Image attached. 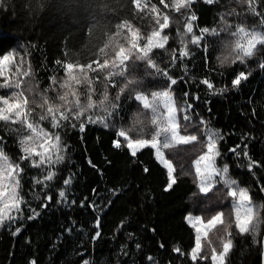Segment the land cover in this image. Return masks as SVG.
Instances as JSON below:
<instances>
[{
	"label": "trees",
	"instance_id": "trees-1",
	"mask_svg": "<svg viewBox=\"0 0 264 264\" xmlns=\"http://www.w3.org/2000/svg\"><path fill=\"white\" fill-rule=\"evenodd\" d=\"M141 2L148 6L144 12L137 10L132 0H7L0 6V39L5 45H12L10 51L16 54L17 63L20 56L25 57L22 70L30 65L32 72V77L26 79H32L41 92L49 89L51 98L55 93L49 87V78L55 76L57 82L65 78L63 68L55 61L86 64L96 59L89 49L97 51L102 47L113 37L115 25L123 21L147 36L157 27L154 14L149 12L151 6L156 5L161 14L169 16L170 27L165 30L169 42L165 49H154L152 58L169 76L177 79L178 83L172 86L177 106L184 104L186 99L192 104L194 121L203 117L209 127L224 136L217 165L228 164L229 175L241 187L248 188L253 204L264 205V192L261 191L264 186V68L260 67L264 63V46L258 45L259 51L246 58L243 64L237 61L221 66L216 59L222 52L221 41L230 39L226 33H221L220 36H205L208 41L206 54L202 46L189 43L190 55L184 58L179 55V33L184 31L185 18L192 13L198 18L193 22L197 35L203 27L219 31L224 26L222 16L233 25L232 30L241 24L246 29L264 31L260 17L240 0H214L212 4L195 0L190 9H181L180 13L171 6L172 0H165L169 4L167 9L159 0ZM252 7L264 16V0H253ZM116 43L124 41L116 37L113 44ZM172 50H176L175 64L171 60ZM3 54L6 53L0 52V57ZM104 58L101 54V62ZM239 72L251 74L234 88L232 80ZM12 73H15V67L10 75ZM87 75L96 89L93 99H99L103 74L100 80H96L97 73L90 70ZM136 75L143 79L141 91H159L168 86L166 77L145 76L142 64H138ZM203 79H208L214 88L209 89L201 83ZM218 88L227 90L216 93ZM3 91L0 90V94ZM76 91L83 100L85 85L81 83ZM108 91L111 98L117 89L109 87ZM185 92L188 93L186 98ZM197 96L198 100L195 99ZM126 97L127 93L119 102L120 116L113 118L115 127L110 125L106 129L99 123L86 124L85 131L80 132L79 121H73L76 128L65 122L61 137L68 150L64 162L55 167L57 175L47 182V189L31 182L33 176H42L41 170L26 167L21 179V194L40 215L29 220L32 213L25 208L23 220L17 218L11 226L8 221L0 226V264H30L32 260L36 264H83L85 260L89 264H192L188 254L194 247L195 232L186 222V216H211L214 214L211 210L216 209L225 210L227 217L232 211L230 200L220 203L212 193L207 197L199 193L194 183L196 178L191 174L194 169L190 167L191 161L200 154L198 143L165 150L166 157L177 167L178 176L181 162L190 173L179 176L170 191H164L168 182L166 169L155 158L154 150L145 148L132 157L123 138H120L119 149L113 147L116 131L122 126L129 127L135 114L142 111L138 102ZM180 122L184 123L182 119ZM42 123L51 130L48 121ZM193 131L195 129H188V132ZM181 134H184L183 130ZM130 135L135 137V133ZM0 136L6 141L5 153L17 161L20 155L17 135L0 122ZM236 145H240L237 148L239 157L228 151ZM245 145L247 157L243 155ZM250 161L257 162L251 170L247 167ZM26 165L25 161L21 166ZM68 177L72 178V184L65 186L63 180ZM61 189L66 192L67 203L58 196ZM37 195L39 200L35 198ZM46 195H51L52 200L47 208H43L41 204ZM73 200L75 204L71 203ZM259 216L261 222L255 242L252 234H239L234 224L229 229L233 248L226 264H262L264 208L260 209ZM97 218L101 235L93 240ZM17 227L21 231L13 235ZM176 247L181 249L183 256L173 251ZM205 251H208L207 246ZM149 256L153 258L151 261L147 259ZM196 264H211V260H198Z\"/></svg>",
	"mask_w": 264,
	"mask_h": 264
},
{
	"label": "snow or ice",
	"instance_id": "snow-or-ice-1",
	"mask_svg": "<svg viewBox=\"0 0 264 264\" xmlns=\"http://www.w3.org/2000/svg\"><path fill=\"white\" fill-rule=\"evenodd\" d=\"M7 0H0V6H3ZM135 8L140 12H144L147 4L142 5L141 0H132ZM195 0H172V7L175 12L180 13L181 9H190L191 4ZM208 4H212L214 0H204ZM241 3H247L249 10L256 16L260 17V25L264 26V16L252 7L253 0H240ZM159 3L165 9L169 4L165 0H159ZM149 12L154 14L156 28H154L147 36L140 34V30L133 28L127 21H123L115 25L116 31L113 37L108 39L102 47L97 51L92 48L89 53L96 56V59L90 60L86 64H73L55 61L56 65H60L65 73V78L57 82L55 76L50 77L49 87L55 93L54 97L48 96V90L43 92L39 90L38 85L33 84L31 66L23 69L26 63L25 57L20 56L19 62L16 61V54L10 49L12 45H5L0 39V52L6 53L0 57V90H4L0 94V122L9 129V131L17 135V143L20 155L17 161H13L4 151V136H0V226L6 221L15 222L17 218L24 219V211L27 208L32 214L28 216L29 220L35 219L40 213L31 208L28 201L22 195L21 179L25 174L26 167L32 169H40L42 176L31 178L32 184L41 185L44 189L48 188L49 181H53L57 173L55 167L65 160V153L68 150L67 144L61 137V132L65 130L66 123L71 128H76L79 121V131H85L86 124L99 123L104 128L109 126L115 127L112 123L113 118L119 117L120 99L127 93V99H134L140 105L142 111L135 114L129 127H120L116 131L117 139L113 141V147H121V139L123 138L126 148L132 157H136L137 153L145 148L154 150V156L166 169L168 182L164 191H170L177 184L179 176L189 175L185 170L183 163H179L180 173L177 175V167L173 164V160L165 155V150H169L176 145H189L198 143L200 154L191 161L190 167L194 169L191 173L195 176L194 183L197 184L199 193L216 197L220 203L230 200L231 212L226 217L225 210L212 209L214 212L205 219L202 215L186 216V222L194 229L195 243L194 247L188 254L192 264L199 261L211 260V264H226V258L233 248L232 232L229 230L233 224L239 234L250 233L255 242V235L260 224V209L264 205L253 204L252 198L247 187H241L236 179L229 175V166L226 163L217 165V158L221 157L220 142L225 138L217 130L208 126V122L200 117L198 121L192 118V104L185 103L177 106L175 98L172 94V86L178 83L177 79L168 75L167 71L162 70L155 59L152 58L154 49H165L169 42V35L165 34V30L170 27L169 16L161 14L156 5H152ZM197 16L192 13L185 18L184 31L179 33V41L181 44L179 55L181 58L190 55L188 44L191 43L198 47H203L205 54L208 51V41L206 35L220 36L226 33L230 39L222 40V52L216 59L221 66L225 64H235L239 61L243 64L246 58H251L257 51L258 45L264 46V31L256 28L246 29L243 25L229 24L224 17L223 27L218 31L216 28L209 29L203 27L199 29V35L194 32V23ZM94 31V30H93ZM122 32L124 33L122 35ZM186 39V37H189ZM116 37H121L124 43L113 44ZM143 41V43H141ZM203 42V45L201 44ZM111 46V47H110ZM110 49V52H106ZM105 57L102 62L100 55ZM171 60L175 64L177 55L176 50H172ZM138 64L144 67L145 76H163L167 78V88L159 91L145 92L140 90L143 79L137 77L136 69ZM95 65V67H93ZM12 67H15V73L10 75ZM264 68V63L260 64ZM97 73L95 79L100 80L103 74L104 84L99 94V99H93L96 95V89L92 87L93 80L87 75L88 71ZM251 73L239 72L232 80L234 88L241 84L242 80H247ZM118 78V79H117ZM181 79H183L181 77ZM83 83L85 85L86 95L81 99V95L76 88ZM209 89H213L214 85L208 80L201 81ZM119 84V87H117ZM109 87L117 89L115 95L110 98ZM59 88L60 91H56ZM226 88L215 89L216 93H223ZM185 98L188 93H184ZM199 99V97H195ZM39 109V111H37ZM83 118V119H82ZM181 119L184 121L181 124ZM44 121H48L50 129L43 126ZM189 128L195 129L188 132ZM183 130L184 134H181ZM135 133V137L130 135ZM204 139L200 140L199 137ZM236 145L228 151L234 153L236 157L240 156L237 152ZM247 146L243 155L248 156ZM173 158H175L173 156ZM27 162L25 167L21 165ZM257 162L250 161L247 165L251 170ZM144 171L147 173L148 169ZM65 186L72 184V178L68 177L63 180ZM264 192V186L261 187ZM117 194L116 192L113 193ZM61 201L67 203V196L64 189L58 192ZM40 199L39 195L35 197ZM45 202L41 207L47 208L51 202V195L44 197ZM211 200V197H209ZM75 204V200L71 201ZM220 226V227H218ZM100 221L96 220L97 231L93 236V240L100 237L99 231ZM215 229L219 235L215 236L219 252L216 247H212V240H208L211 230ZM21 231L20 227L15 228L13 235H18ZM69 231H71L69 229ZM152 231H155L153 229ZM202 240L206 241L202 243ZM139 244L136 245L139 248ZM207 246L208 251H205ZM163 248V244L160 245ZM175 253L181 256L184 253L179 247L173 249ZM149 261L153 258L147 257ZM30 264H36L35 260ZM83 264H89L87 260Z\"/></svg>",
	"mask_w": 264,
	"mask_h": 264
},
{
	"label": "rangeland",
	"instance_id": "rangeland-1",
	"mask_svg": "<svg viewBox=\"0 0 264 264\" xmlns=\"http://www.w3.org/2000/svg\"><path fill=\"white\" fill-rule=\"evenodd\" d=\"M194 216V215H193ZM202 216H204V215H202ZM205 217V216H204ZM209 216H206L205 217V219H207ZM218 227H220V226H218ZM216 235H219V233H217L216 232V230L215 229H213V230H211L210 232H209V235H208V240H212L213 241V243H212V247H216L217 248V251L219 252L221 249L218 247V244H217V242H216V240H215V236ZM202 243H205L206 244V241H204V240H202Z\"/></svg>",
	"mask_w": 264,
	"mask_h": 264
},
{
	"label": "water",
	"instance_id": "water-1",
	"mask_svg": "<svg viewBox=\"0 0 264 264\" xmlns=\"http://www.w3.org/2000/svg\"><path fill=\"white\" fill-rule=\"evenodd\" d=\"M262 246H263V251H262V264H264V235L262 239Z\"/></svg>",
	"mask_w": 264,
	"mask_h": 264
}]
</instances>
